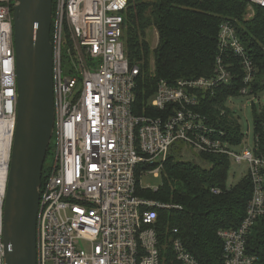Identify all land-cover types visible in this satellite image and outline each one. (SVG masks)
Masks as SVG:
<instances>
[{
	"label": "built area",
	"instance_id": "2783aa9c",
	"mask_svg": "<svg viewBox=\"0 0 264 264\" xmlns=\"http://www.w3.org/2000/svg\"><path fill=\"white\" fill-rule=\"evenodd\" d=\"M131 0H54L53 56L55 163L42 189L38 220V264H164L156 229L158 210L170 208L137 194L136 175L162 173L177 142L200 153L223 154L247 165L252 181L246 214L236 228L220 229L223 264H256L247 251L249 233L264 217V129L241 152L227 131L209 124L200 108L208 94L234 80L228 52L240 58L249 95L257 67L233 26L220 30V51L210 77L161 79L148 111L134 108L138 65L131 66L123 33ZM14 0H0V134L10 138L5 188L17 123ZM264 6V0H250ZM65 60L74 63L64 70ZM224 113V111H223ZM53 133V135H54ZM152 168H143L145 165ZM142 186H144L142 184ZM0 201V264H6ZM158 188V187H157ZM155 188V189H157ZM212 193L220 194L218 186ZM175 232L178 231L175 229ZM183 264H202L175 237L171 244Z\"/></svg>",
	"mask_w": 264,
	"mask_h": 264
},
{
	"label": "trees",
	"instance_id": "16d2710c",
	"mask_svg": "<svg viewBox=\"0 0 264 264\" xmlns=\"http://www.w3.org/2000/svg\"><path fill=\"white\" fill-rule=\"evenodd\" d=\"M248 4L250 0H131L125 15L123 41L131 66L138 65L141 69L134 90L137 113H155L148 111V106L161 79L174 83L179 79L213 75L224 23L233 26L257 67L249 94L263 92L264 6L253 3V14L248 17ZM54 11L55 3L53 14ZM152 29L159 36L154 48L147 39ZM53 31L52 25V40ZM227 54V62L233 63L234 80L208 94L200 111L207 116L209 124L224 129L227 137L238 143L243 135L239 123L231 117L227 101L241 96L243 71L240 58L232 51ZM252 105L254 130L261 131L264 104ZM52 149L51 142L43 168L42 189L46 185V162ZM200 154L208 165L180 160L170 152L163 165L162 184L157 189L142 186V168L137 171L138 195L172 205L158 210L156 222L164 264H183L176 259L171 246L175 237L182 239L202 264H223V242L218 231L236 228L246 214L253 189L250 178L244 176L234 184L229 181L228 156ZM152 167L149 164L143 168ZM215 186L222 189L220 194L212 193ZM247 251L256 256V264H264V217L253 225Z\"/></svg>",
	"mask_w": 264,
	"mask_h": 264
},
{
	"label": "water",
	"instance_id": "95a60500",
	"mask_svg": "<svg viewBox=\"0 0 264 264\" xmlns=\"http://www.w3.org/2000/svg\"><path fill=\"white\" fill-rule=\"evenodd\" d=\"M53 3H13L18 96L3 206L6 264H38L42 175L55 128Z\"/></svg>",
	"mask_w": 264,
	"mask_h": 264
},
{
	"label": "rangeland",
	"instance_id": "374dc122",
	"mask_svg": "<svg viewBox=\"0 0 264 264\" xmlns=\"http://www.w3.org/2000/svg\"><path fill=\"white\" fill-rule=\"evenodd\" d=\"M135 1V0H134ZM249 12L247 13L248 17L253 14L252 9L250 8V5L248 4ZM147 39L151 43V46L154 48L158 44L159 36L158 32L155 29H152L150 32H148ZM152 64V63H151ZM74 63L65 60L64 63V70L68 71L71 68H73ZM153 96L150 99V102L153 101ZM256 103L258 105L264 104V91L259 92L257 95H242V96H235L231 97L227 101V106L230 109L231 117H234V119L237 120V122L240 125L241 132L244 134V141L242 144L237 145L234 147V150L237 152H241L244 147H253L254 146V113H253V103ZM52 154L48 155V159L46 162V168L48 174L51 173L52 168L55 163V156H56V146H57V133L55 131L53 138H52ZM171 152L175 154L180 160L183 161H189L194 164H200V165H208L206 162H204L201 159L200 151L186 146L182 142H177L174 144L171 148ZM247 165H234L231 168L230 171V179L229 181L232 183H237L241 178L245 176V173L247 171ZM142 184L144 187H148L151 189H155L159 187L162 184V173L159 175H154L151 172L146 173L142 177ZM2 197V196H1Z\"/></svg>",
	"mask_w": 264,
	"mask_h": 264
},
{
	"label": "bare ground",
	"instance_id": "6f19581e",
	"mask_svg": "<svg viewBox=\"0 0 264 264\" xmlns=\"http://www.w3.org/2000/svg\"><path fill=\"white\" fill-rule=\"evenodd\" d=\"M9 142H10V138L6 137L4 133H1L0 134V201L5 188Z\"/></svg>",
	"mask_w": 264,
	"mask_h": 264
}]
</instances>
